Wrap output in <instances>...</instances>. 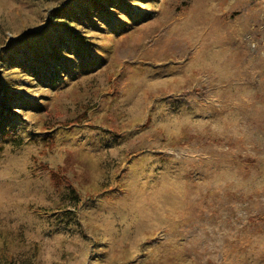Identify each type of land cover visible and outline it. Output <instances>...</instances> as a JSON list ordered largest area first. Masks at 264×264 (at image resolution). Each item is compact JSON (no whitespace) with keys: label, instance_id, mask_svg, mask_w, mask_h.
Here are the masks:
<instances>
[{"label":"rangeland","instance_id":"obj_1","mask_svg":"<svg viewBox=\"0 0 264 264\" xmlns=\"http://www.w3.org/2000/svg\"><path fill=\"white\" fill-rule=\"evenodd\" d=\"M118 1L0 0V264H264V0Z\"/></svg>","mask_w":264,"mask_h":264},{"label":"trees","instance_id":"obj_2","mask_svg":"<svg viewBox=\"0 0 264 264\" xmlns=\"http://www.w3.org/2000/svg\"><path fill=\"white\" fill-rule=\"evenodd\" d=\"M73 5H75V7H84L82 14L75 13L74 10H72ZM66 7L67 8L62 9L59 14L53 18L54 25H62L67 22L83 23L84 20H92L93 18L95 19V11L99 12V10L106 14H115V11H118V9H125L123 8V5H120L119 1L115 4V0H73V2L67 4ZM91 10L93 11L91 12ZM62 30L63 29H58L57 33L60 34ZM48 43H50V52L47 56L54 58L59 54V48L66 46L67 41L61 38H56L48 40ZM55 43L56 45H54ZM11 61L14 60L9 58L4 60V63L5 65H11ZM82 120L83 117L72 123H81ZM5 122H7V120Z\"/></svg>","mask_w":264,"mask_h":264}]
</instances>
